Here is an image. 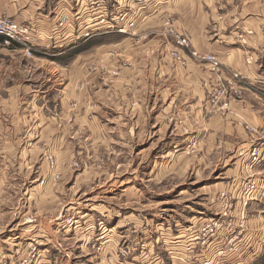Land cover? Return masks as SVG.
Instances as JSON below:
<instances>
[{"label":"crops","instance_id":"obj_1","mask_svg":"<svg viewBox=\"0 0 264 264\" xmlns=\"http://www.w3.org/2000/svg\"><path fill=\"white\" fill-rule=\"evenodd\" d=\"M72 2L0 0V16L29 24L39 49L36 54L25 55L22 46H6L0 41V230L12 223L14 209L23 207L27 215L21 214L19 221L26 226L20 234L40 225L41 187L44 193L62 190V183L52 181L46 160L41 173L47 180L43 186L35 182L40 178V156L46 151L58 161L62 153L69 160L75 157L71 147L75 143L71 131L75 132L76 121L78 124L75 101L85 111L82 118L87 125L86 114L93 109L95 96L102 100L97 114L115 111V128L123 142L140 139L148 110L154 113L149 120L154 121L147 129H153L159 139L176 131L174 138L179 143L224 144L226 151H235L232 161L247 151L242 161L237 159L242 168H228L231 175L221 183L231 194L239 192L249 173V149L254 145L264 149V0H156L144 8L136 7L131 35L116 34V75L105 76L104 82L100 73L106 74L110 59L102 51L103 56L97 58L105 63L93 71V51L84 52L88 44L81 48L87 43L82 35L85 23L80 21V26L77 22L79 31L76 27L71 31L77 18ZM79 12L90 15L85 8ZM59 21L69 23L63 36ZM167 21L199 54L213 55L219 67L214 69L210 62L190 56L188 49L164 33ZM103 45L97 47L103 49ZM172 51L180 53L185 64L172 58ZM167 113L171 119L162 121ZM173 117L181 122H173ZM90 122L88 128L93 133L97 127L93 118ZM99 138L98 146L102 135L96 140ZM53 169L64 178L70 172L59 169L56 162ZM251 169L263 188L247 208L246 221L254 225L249 229L251 234L247 231V242L253 248L242 264H254L264 248V159ZM57 199L51 201L52 206L61 214L63 205ZM94 210L104 218L98 222L109 220L107 211ZM89 222L94 225L96 219ZM59 223L67 226L70 222ZM71 230L70 223L67 231ZM169 233H173L171 228ZM31 236L45 235L37 227ZM170 243L167 249L172 258L182 260L176 256L179 248ZM50 260L46 257L43 264H51Z\"/></svg>","mask_w":264,"mask_h":264},{"label":"rangeland","instance_id":"obj_2","mask_svg":"<svg viewBox=\"0 0 264 264\" xmlns=\"http://www.w3.org/2000/svg\"><path fill=\"white\" fill-rule=\"evenodd\" d=\"M104 2L109 8L105 21L113 24L116 19L114 18L116 8H112L113 0H104ZM72 3L75 7L74 17L77 18L71 26V31H73V26L78 27L77 22L82 26L80 21L85 23V29H95L96 25L91 22L99 20L100 12L95 15L90 13V17L84 12L76 13L79 3L75 0ZM134 14L131 15L132 27L128 26L126 20L122 23L127 30L130 29L129 31L136 26ZM68 24L66 21H62V25L59 24L62 36L66 33L65 29ZM166 24L167 26L171 25L169 21ZM77 27L75 29L79 31ZM102 32L104 31L101 30L97 33ZM131 33L132 31L125 35H131ZM164 33L167 32L164 31ZM116 34H118L116 31L109 30V32L90 38L84 37L87 43L81 46L83 48L87 44L89 45V49H86L85 53L93 51L90 64L93 71L105 63V60L104 63L98 60L103 56L102 51H105L104 54L110 59L111 65H108L106 74L100 73L101 75L105 74L102 77L97 74V77L100 75L99 79L103 82L105 76H115L117 72ZM29 36L38 51L33 33L31 32ZM78 40L82 41L80 36ZM102 44H104L103 49L97 47ZM22 48V53L25 55L36 54L35 51L28 53L24 47ZM191 49L195 50L192 47ZM178 54L181 56L180 53ZM185 60L184 58L183 64H185ZM221 91H223V87ZM95 98L96 100L92 103L93 109L86 114L87 125L83 123L84 119L82 118L85 111L75 101L76 108L78 107V110L75 111L78 124L76 121L75 132L71 131L73 137L71 140L75 141L74 144H71L76 152L75 157L69 160L62 157L64 156L62 153L61 157L58 156V161L52 153L46 151L40 156V178L35 182L40 186L46 182L47 176L41 173L42 162L46 160L52 181L62 183V190L58 192L51 190L49 193H44L41 190L44 186L41 187L40 216L38 217L40 225L35 226L30 232L26 230L28 232L20 234L21 229L26 225H23L19 220L22 215H27V209L25 207L14 209L15 216L12 223L9 226L5 225L0 230V232L5 230L0 234V264H43L46 257L51 259V264H217L234 258L235 252H227L225 256L214 259L212 252H209L208 244L204 246L201 244L190 253L187 251V247H184L188 236L183 234L186 228L192 225H195L193 226L195 228L196 224L198 225L215 215L214 209L217 205L215 203L221 202L217 196L223 190L221 183L229 178L228 175H231L227 172L228 168H232L233 171L236 168L241 169L242 164L239 162L242 161L243 155L247 151L241 153L242 157L238 156L232 161L231 157L235 155V151H226L225 147H228H223L224 144L179 143L174 138L176 131L168 137L163 136L165 138L159 139L153 129H147V125L154 121V118L149 120V117H152L154 113L148 110L145 113L148 119L144 121L145 124L143 123L140 139L132 143L123 142L118 138V131L115 128L117 123L115 111L108 113L102 111L97 114L95 111L99 108L102 100L97 96ZM90 105H87L86 108L90 109ZM168 115L170 113H167ZM92 118L95 120L92 124L97 127L93 133L88 128ZM170 119L171 116L161 118L162 121ZM175 121L181 122L173 117V122ZM106 123L109 124L106 125ZM101 135L102 144L98 146L96 143L100 142V138L96 139ZM49 156L53 157L59 169L70 170L65 178L56 172L53 166H50ZM238 158H240L239 162H237ZM247 169L249 172L247 176L252 175L250 172L252 169ZM254 178L256 177L254 176ZM52 194H57L58 197ZM234 195L237 197L236 194ZM56 198L63 205L60 210L61 214L55 212V208L52 206L51 201ZM211 201H213L212 210L210 209ZM229 201L230 199H228ZM233 201L235 202V200L232 199V210L235 208ZM92 205L100 206L92 209ZM248 206L249 203L246 207L247 217L249 216ZM94 209H98L102 213L107 211L109 220H105L103 223L98 222L97 220L104 218L99 217L101 214H95ZM90 218L96 219L94 225L89 222ZM58 221L70 222L73 230L67 231L70 223L66 224L67 226H63L61 223L57 225ZM99 224L101 225L99 226ZM200 226H206V223H200ZM253 226L249 221H246L243 226L245 238L240 235L234 237L236 234L233 233L227 237V240L231 238L228 246L234 244V248H236L247 241L251 234L249 229L250 227L254 228ZM37 227L41 229L42 233L44 232L45 236L32 239L31 232ZM170 228L173 233H169ZM247 231L250 233L249 235ZM202 234H204L203 231ZM174 237L178 239L175 240ZM173 240L183 241L181 242L182 247L173 244L174 247L179 248L175 252L176 256H180L182 260L173 259L172 253L168 250L167 244L169 241L174 242ZM219 241V239L210 238L207 242L211 244L210 249L215 250L211 246ZM236 242H238L237 245ZM224 243V241L219 242L218 247L220 248V245L223 246ZM229 247L226 249L227 251H229ZM105 248L109 252L102 254V250ZM121 251H125V254H121ZM260 256L261 254L257 258ZM257 258L254 263H259Z\"/></svg>","mask_w":264,"mask_h":264},{"label":"built area","instance_id":"obj_3","mask_svg":"<svg viewBox=\"0 0 264 264\" xmlns=\"http://www.w3.org/2000/svg\"><path fill=\"white\" fill-rule=\"evenodd\" d=\"M87 0H76L78 5V11L83 5V2L86 3ZM156 0H113L112 8H116V15L114 16L115 23H107L105 20H107L108 17V11L109 8L107 4H105L104 0H90V3L97 6V9H100V15L98 21H93L91 23H98V26L100 28L94 29V28H88L83 33L85 37H92L94 35H99L102 33L109 32V30L112 32H117L121 34H129L131 31L130 29L126 30L123 26V21H128L127 24L129 27L133 26V22L131 20L133 13L136 11V7H146L147 5L153 4ZM97 12V13H98ZM95 13V14H97ZM112 14V13H109ZM60 25H62V21L58 22ZM132 29V28H131ZM103 30L102 33H97L99 31ZM30 31L31 27L30 25H27L26 23L17 22L16 20H13L10 17L7 16H0V36L3 37V44L8 46L12 43H18L24 47V49L30 53V49L33 48V43L30 41ZM164 31H166L169 35H171L177 44H181L184 46V48L188 49L189 55L192 57H196L202 60H206L211 63L212 68L216 69L219 67V62L216 60V58L213 55H199L196 51L191 49V47L188 44L187 39L184 37H181L172 27H164ZM181 41H184V44L181 43ZM170 56L176 60L179 59V56L175 54V52H171ZM234 77H237V75L234 74ZM222 94V91L219 92ZM247 166L249 168L253 167L257 163H260L264 159V149L259 145L252 146L248 153H247ZM50 159V166H53V161L51 157ZM254 178L253 175H248L245 179V182L241 186V189L239 192L236 193L237 197L234 194H231L229 190L223 189L220 191V193L217 195L221 199L220 203H217L214 211L215 215L211 218H208L206 221H202L200 223H206V226H200L196 224V227L194 228L192 225L189 228L185 229V232L183 235H187V239L185 240L186 243L184 247H187L188 252L195 251V248L197 246H200L201 244L209 245V252H212L213 258H220L226 255V253H234L235 257L230 258L227 261L223 263H217V264H242L243 261L250 256L252 253V246L249 245L247 241H244L241 245L236 248H234V244L232 246H228V244L231 242V238L227 240V237L229 235H233L235 233L236 235L234 237H237L238 235L242 236V238H245V235L243 233L245 230L243 229L244 224H246V207L247 204L255 199H258L257 193L259 194L261 192V189L263 188V184L258 183ZM239 193V194H238ZM228 199L230 201L228 202ZM232 199L235 200V208L232 210L231 207L233 206ZM239 207V208H238ZM238 208V209H237ZM198 228L197 230H195ZM240 228V229H239ZM204 234H202V231ZM199 230V232H198ZM175 240L178 238L174 237ZM213 238V240H220L224 241V245L220 248L218 247V243H214L211 247H214L215 250L210 249V245L207 241L208 239ZM174 241L175 245H181V242L183 241ZM171 243L167 244L169 246ZM227 244V245H226ZM238 242H236V245ZM229 247V251L226 249ZM217 249V250H216ZM121 254H125V251H121Z\"/></svg>","mask_w":264,"mask_h":264},{"label":"bare ground","instance_id":"obj_4","mask_svg":"<svg viewBox=\"0 0 264 264\" xmlns=\"http://www.w3.org/2000/svg\"><path fill=\"white\" fill-rule=\"evenodd\" d=\"M81 8H85L86 9V11H90V13H93V15H95V12L96 11H98L97 10V8L94 6V5H92L91 3H90V0H87L86 1V3L85 2H83V5H82V7ZM78 11V10H77ZM94 24V23H93ZM98 24V23H97ZM27 25H29V24H27ZM95 25V24H94ZM90 26H92V25H90ZM31 27V26H30ZM166 27H171V25H168L167 26V24H166ZM73 28H74V26H73ZM97 28V25L95 26V29ZM125 29H126V27H124ZM87 30V29H86ZM127 30V29H126ZM30 34H31V31H30ZM179 34V33H178ZM180 35V34H179ZM83 36H84V34H83ZM181 37H184V36H182V35H180ZM85 37V36H84ZM88 38V37H87ZM185 39H187L186 37H184ZM186 41H188V39L186 40ZM181 43H183L184 44V41L182 42L181 41ZM188 44H189V41H188ZM179 45H181V44H179ZM181 46H183V45H181ZM189 46H190V44H189ZM184 47V46H183ZM33 48H35L34 46H33ZM36 49H30L29 51H30V53L31 52H33V51H35ZM195 51V50H194ZM173 52H175V51H173ZM175 54H177L178 56H179V59H178V61H180L182 64L184 63V58L183 57H181L178 53H176L175 52ZM49 157H51V159H52V161H53V168H54V160H53V157L52 156H49ZM49 157H48V161H50V159H49ZM256 180V179H255ZM257 181V180H256ZM258 182V181H257ZM259 183V182H258ZM156 261L158 262V258L156 259Z\"/></svg>","mask_w":264,"mask_h":264},{"label":"trees","instance_id":"obj_5","mask_svg":"<svg viewBox=\"0 0 264 264\" xmlns=\"http://www.w3.org/2000/svg\"><path fill=\"white\" fill-rule=\"evenodd\" d=\"M0 41H3V37H1V36H0ZM257 261L259 262L257 264H264V248H263V250L261 252V256L259 258H257Z\"/></svg>","mask_w":264,"mask_h":264}]
</instances>
